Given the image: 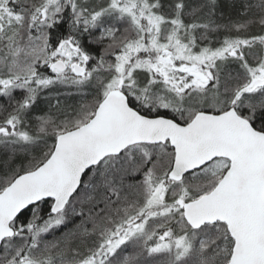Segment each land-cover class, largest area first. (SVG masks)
<instances>
[{
  "label": "snow or ice",
  "instance_id": "1",
  "mask_svg": "<svg viewBox=\"0 0 264 264\" xmlns=\"http://www.w3.org/2000/svg\"><path fill=\"white\" fill-rule=\"evenodd\" d=\"M231 10L0 0V264H264V0Z\"/></svg>",
  "mask_w": 264,
  "mask_h": 264
},
{
  "label": "trees",
  "instance_id": "2",
  "mask_svg": "<svg viewBox=\"0 0 264 264\" xmlns=\"http://www.w3.org/2000/svg\"><path fill=\"white\" fill-rule=\"evenodd\" d=\"M222 6H223V10L225 11L226 15H227L230 11H232V10H231V0H222ZM84 44H85L86 47L88 46V40H87V39L84 40ZM92 47H96V46L93 45ZM86 90H87V89H86ZM60 91H61V92H71V91H74V89H71V88H69V89L61 88ZM17 95H19V93H17ZM78 99H79L78 96H68V97L64 100V102H65V103H68V104H73V103H75V101L78 100ZM4 103H6V98H4V97H0V104H4ZM40 107H46L45 103H44V102H41V103H40ZM5 159H6L5 155H4L2 152H0V176H2L3 173H4V171H5V169H4L3 166H2V162H3ZM77 222H78V221H77ZM73 226H74V225H71V224L69 225L70 228L73 227ZM61 231H64V229H62ZM57 235H60V233L58 232Z\"/></svg>",
  "mask_w": 264,
  "mask_h": 264
}]
</instances>
